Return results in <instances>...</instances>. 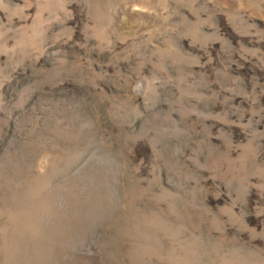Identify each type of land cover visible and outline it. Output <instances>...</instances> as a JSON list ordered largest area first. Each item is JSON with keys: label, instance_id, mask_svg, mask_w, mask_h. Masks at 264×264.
<instances>
[{"label": "rangeland", "instance_id": "obj_1", "mask_svg": "<svg viewBox=\"0 0 264 264\" xmlns=\"http://www.w3.org/2000/svg\"><path fill=\"white\" fill-rule=\"evenodd\" d=\"M0 264H264V0H0Z\"/></svg>", "mask_w": 264, "mask_h": 264}, {"label": "bare ground", "instance_id": "obj_2", "mask_svg": "<svg viewBox=\"0 0 264 264\" xmlns=\"http://www.w3.org/2000/svg\"><path fill=\"white\" fill-rule=\"evenodd\" d=\"M127 201V200H126ZM96 205V204H95ZM96 207V206H95ZM115 209H117V208H115ZM96 210V209H95ZM96 211H98V210H96ZM123 211V210H122ZM110 212H113V211H110ZM119 212V211H118ZM117 212V213H118ZM121 212V211H120ZM117 213H116V215H117ZM121 213H123V212H121ZM112 217H114V216H112ZM115 219V218H114ZM117 219V218H116ZM114 221V220H113ZM112 223V222H111ZM106 224V223H105ZM110 224V223H109ZM111 225V224H110ZM106 227V226H105ZM104 228V227H103ZM107 228H108V225H107Z\"/></svg>", "mask_w": 264, "mask_h": 264}]
</instances>
